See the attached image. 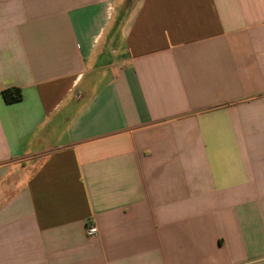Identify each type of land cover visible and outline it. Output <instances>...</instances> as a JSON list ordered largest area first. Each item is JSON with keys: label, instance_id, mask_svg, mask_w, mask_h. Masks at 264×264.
I'll return each mask as SVG.
<instances>
[{"label": "crops", "instance_id": "obj_1", "mask_svg": "<svg viewBox=\"0 0 264 264\" xmlns=\"http://www.w3.org/2000/svg\"><path fill=\"white\" fill-rule=\"evenodd\" d=\"M0 264H264V0H0Z\"/></svg>", "mask_w": 264, "mask_h": 264}, {"label": "trees", "instance_id": "obj_2", "mask_svg": "<svg viewBox=\"0 0 264 264\" xmlns=\"http://www.w3.org/2000/svg\"><path fill=\"white\" fill-rule=\"evenodd\" d=\"M4 100L8 104L20 102L23 99L22 91L18 88H11L3 91Z\"/></svg>", "mask_w": 264, "mask_h": 264}, {"label": "built area", "instance_id": "obj_3", "mask_svg": "<svg viewBox=\"0 0 264 264\" xmlns=\"http://www.w3.org/2000/svg\"><path fill=\"white\" fill-rule=\"evenodd\" d=\"M98 234V229L96 227H88V235L95 236Z\"/></svg>", "mask_w": 264, "mask_h": 264}]
</instances>
